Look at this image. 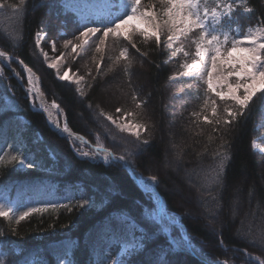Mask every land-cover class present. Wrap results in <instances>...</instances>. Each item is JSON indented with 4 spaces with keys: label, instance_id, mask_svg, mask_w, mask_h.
<instances>
[{
    "label": "trees",
    "instance_id": "obj_1",
    "mask_svg": "<svg viewBox=\"0 0 264 264\" xmlns=\"http://www.w3.org/2000/svg\"><path fill=\"white\" fill-rule=\"evenodd\" d=\"M110 1L114 2L110 7L124 3ZM207 2L219 5V11L232 5L230 22L217 26L221 39L225 32L238 39L246 26L264 32V0ZM112 21L105 12L86 18L64 0H0V50L18 57L40 77L46 98L62 108L75 133L123 156L136 174L157 179L168 210L182 217L209 260L258 264L242 254L244 250L264 261V92L238 109L231 100L206 94L199 77H175L186 63L179 47L184 41L185 50L190 43L194 47L199 30L181 37L182 43L160 36L157 44L154 38L136 35L140 52L118 38L103 55L94 54L92 44L84 50L88 54L78 57L63 50L67 41L77 42L74 37L85 27L102 29ZM124 48L127 59L120 57ZM63 51L64 69L84 76L81 84L61 80L62 74L46 63L47 55L60 56ZM101 91L113 92L117 101ZM225 109L242 114L231 124H216V118L228 119ZM118 115L140 125L139 140L107 119ZM205 116L213 123H206ZM19 117L26 120L23 129L14 126ZM0 136H4L0 192H7L4 210H12L7 218L0 217V264H111L121 244L110 239L109 247L96 253L86 236L116 217L135 224L132 231L139 248L131 252L127 264H205L173 247L154 218L152 201L122 165L79 158L46 116L33 110L23 85L7 69L0 75ZM21 159L35 167H23ZM172 161L176 170L164 171L162 166ZM177 170L186 183L174 174ZM174 186L182 196L173 193ZM15 189L21 191L17 194ZM33 208L40 211L18 222L23 212ZM214 217L219 223L210 227Z\"/></svg>",
    "mask_w": 264,
    "mask_h": 264
},
{
    "label": "snow or ice",
    "instance_id": "obj_2",
    "mask_svg": "<svg viewBox=\"0 0 264 264\" xmlns=\"http://www.w3.org/2000/svg\"><path fill=\"white\" fill-rule=\"evenodd\" d=\"M164 5L163 16L167 19L164 20L163 30L167 36L168 41H174L180 37L188 38L190 33L195 34V30H199L197 39L193 41L195 44V52L193 54L192 63H184L182 68L188 71L184 75H206V94L214 93L216 97L221 100H231L235 103L238 109H244L252 101L257 92H264V35L255 36L251 33L243 35L240 39H231L227 32L223 33V39L218 32L217 26L224 27L230 22L233 12L231 4L224 7V11H218L219 5L210 6L207 0L201 3V0H161ZM130 8L129 11L121 16H118L112 23L107 26L98 27H85L79 32L78 36L74 39L78 43H73L71 40L67 41L65 47H70L73 54H77V50L81 48L83 43L82 38L95 37V52L101 54L103 49L101 46L105 45L109 37L123 39L127 41L128 45L140 52L134 41V36L139 35L145 40L154 38L156 43L160 42L161 26L157 24V16L152 10V5L149 4L144 10H141V0H130V4L125 5ZM223 17V19H222ZM100 35H97V34ZM167 42V41H166ZM230 43V47L225 48V45ZM40 44V34L37 33V46ZM247 45V46H245ZM55 48V44H53ZM185 57L189 56V52L185 51L184 46L181 45L178 49ZM239 53V55H237ZM144 55V53H140ZM4 53H0V57ZM120 57L128 58V48H124L120 52ZM199 58V59H197ZM103 57L101 56V60ZM119 59V57H118ZM52 68L57 65L53 63ZM202 69L204 71H202ZM96 70H100V62L96 63ZM31 71L30 69L28 70ZM226 73L225 75H218L214 81L213 74L217 72ZM91 76V72L88 73ZM229 77H235L234 82H228ZM61 80H69V72L65 71ZM84 76H79L76 83L79 84L84 81ZM32 83L31 76H29V84ZM32 89L30 88L29 91ZM207 104L208 101H205ZM211 108L213 116L216 114V102L211 101ZM120 112V109L116 110ZM228 119L221 121L219 118L215 119L216 124L224 123L225 125L231 124L241 112H234L225 109ZM107 119L116 124L111 116ZM206 123H213L207 116L204 117ZM121 131H128L135 135L137 140L140 138V133L137 130L132 133L131 125H117ZM137 128L139 126H136ZM67 127H65V131ZM144 143H147L145 141ZM118 159H123L119 157ZM19 164L23 167L33 168L34 163L21 159ZM12 210H4L0 206V217L7 218ZM40 209H30V211L23 212L19 216V221H23L29 216L30 212H37ZM260 264H264L261 261Z\"/></svg>",
    "mask_w": 264,
    "mask_h": 264
},
{
    "label": "rangeland",
    "instance_id": "obj_3",
    "mask_svg": "<svg viewBox=\"0 0 264 264\" xmlns=\"http://www.w3.org/2000/svg\"><path fill=\"white\" fill-rule=\"evenodd\" d=\"M142 1L143 0H141V3H142ZM150 1L151 0L147 1V3H144L142 5V7H141V10L143 11L144 8H146L149 4L152 5V10L157 16V21L156 22H157V24H159L161 26V29H162L161 33H160V36H166L165 31L163 30V25H164V20H166L167 17L162 15V13L164 11V5L160 4V0H157L156 2L154 0L152 2H150ZM64 2L66 3V5L72 4L73 10L76 13L81 14L82 16L85 15L86 18L96 17L98 14H102V12H105V14L106 13L107 14L110 13L109 15H112L111 17H113V19L115 20L118 16L123 15L125 13V11H129L130 12V8H126L125 7V5L130 4V1H128V0H126V1L123 0L124 3H123V5H121L122 9H118L116 7H110L109 4L110 3H114V2H112L110 0H64ZM102 7H104V10H103ZM249 33H251V34H253L255 36L264 35V32L261 31L259 28H256L254 26H246L243 29V33L239 35L238 39L242 38L243 35H246V34H249ZM149 39H151V37ZM181 39L182 38L180 37L177 40L180 41ZM82 41H83V43L81 44V48L77 50L78 55L77 54H74V55H76L78 57V56L83 55V54H85V55L88 54V50H87V52L84 51V50L90 44H92L91 47L94 46L92 51L94 52V54H96V52H95V43H96L95 37L82 38ZM115 41H116V38L109 37L106 40L105 45L101 46L103 51H102V53L100 55H103L105 53L106 48L107 49H112L113 46H114ZM168 42H172V41H168ZM180 42L182 43V41H180ZM73 43H75V42H73ZM76 43H78V41ZM185 43H186V41H184V44ZM184 44L182 43L181 45L184 46ZM245 46H247V45H245ZM63 50H65V51L67 50L68 52L72 53L70 47H65ZM65 51H63V53L60 56L47 55L46 58H45L46 59V63L48 65H50V66L53 63H55L57 65V67L55 69H56V71L59 74L63 75L65 71H68L69 72V77H70L69 81H72V82L76 83V80L81 75L78 73V71L71 72V71H69V69H66V70L64 69V64H66V60H67L66 57H65L66 56ZM185 51L189 52V56L186 57V63L190 64V63H192L193 54L195 52V46L192 47L191 43H190V46L186 47ZM237 55H239V53H237ZM197 59H199V58H197ZM13 64H15V63H12L8 67H6L4 69V71L6 69L9 70L12 73L13 76L15 75L14 77L18 80V82L21 81L20 83H23L22 85H23L24 90L26 92V95H27V97H28V99L30 101L31 107L33 109H35V108L38 109L37 106L35 105V103H33L31 101L30 97L28 96V93H27V81L25 79H23V77H22L23 74H21V72L18 71L14 67ZM15 65H17V64H15ZM187 71H188L187 69L183 68L182 73L176 75L175 77L193 76V75H184V73H186ZM202 71H204V70L202 69ZM0 73H1V75H4V72L0 71ZM225 74L226 73H221L219 71L217 73H214L213 74L214 81L217 79L218 75H225ZM195 77H199L205 83L206 75H196ZM24 78H25V76H24ZM235 79H236L235 77H229L228 78V82H234ZM81 83H79V84H81ZM41 91H42V88H41ZM101 92L104 93V94L106 93L110 98L113 99V101H115V102L117 101L116 100L117 99L116 98L117 95L114 94L113 92H108V91L107 92L101 91ZM42 93H43V91H42ZM48 102H53V101H49L48 100ZM60 109L62 110L61 107H60ZM63 113H64V111H63ZM113 120L116 121V124H114L115 126H117V125H131V126H133L132 127V133L136 132L137 130L139 131V133L141 132L140 125H138L137 123H134L133 121H131L130 117L127 116V115H121V116L118 115L115 118H113ZM25 124H26V120L23 119L22 117H19V118H17L14 121V126H16L19 129H23L25 127ZM67 125H68V123H67ZM136 126H139V127L137 128ZM261 126H264V120L262 121ZM118 128L120 129V127H118ZM125 132H128V131H125ZM128 133H130V132H128ZM2 138H4V136H0V140H3ZM262 138L264 139V135L262 136ZM70 145H71V143H70ZM95 146H97V145H95ZM71 147H72V145H71ZM100 147H103V146H100ZM72 148H73V151L75 152V154L78 155L79 157L88 158L91 161L96 160V162L100 161L99 157L93 156V152L88 147L76 146V147H72ZM106 149H108V148H106ZM108 150H110V149H108ZM261 151H263V149H261ZM114 154H116V153H114ZM116 155H118V154H116ZM118 156H121V155H118ZM121 157H123V156H121ZM173 164H174L173 161L169 162L168 164L166 163V164H164L162 166V169L164 171L167 168H168V170H169V168L170 169L173 168V169L176 170L175 164L174 165ZM174 174L176 176H179V178L185 182V178H184L183 173H181L180 171L177 170V171L174 172ZM152 178H154V177H152ZM154 179H156V178H154ZM19 191H21V189H19V190L15 189V192H17V194L19 193ZM172 191H173V193L175 195L182 196V193L179 190V188H176L174 186ZM6 193L7 192H5V191L0 192V206H8L7 197L5 196ZM19 196L21 197V195H19ZM147 197H148V199H150L152 201V203L154 205V210H153L154 218L156 219L158 224L161 226L163 231L167 234V232L165 231L164 227L160 224V219H159L158 210H157L158 207H157V203L155 202V199L152 196H150V195H147ZM186 199L189 200L190 197H188L186 195ZM6 201H7V203H6ZM234 211L235 210H233V213H235ZM176 215H178V217L182 218L179 214H176ZM173 216H175V215H173ZM218 223H219V219L214 217V220L210 222L209 226L210 227H213V225L217 226ZM134 227H135V224L132 223L128 218H126V217H116L114 219H111L107 223L98 224L95 228L91 229L90 232L86 236V243L88 244V247L90 249L94 250L96 253H103L109 247L110 239H113L116 243L121 244V250L119 251L117 256L114 258V260L112 261L111 264H127L128 263L127 261L129 259V256H130L131 252H133L134 250L139 248V244L136 242L135 236L133 235V231H132L134 229ZM171 230H172V233H174L173 239H176L179 242H183V237H182V234H181L180 230L175 228V226H172ZM107 236H109L110 238L108 239ZM173 239H172V241H173ZM190 239H191V243L196 245V247H198L200 249L198 244L191 238V236H190ZM169 242H170V239H169ZM242 254L247 255L248 259H252L253 258L246 251H243ZM234 256H237V255L235 254ZM217 261H220V260H217ZM222 261H224L227 264H244V263H240V262L237 263V261H235V260H222Z\"/></svg>",
    "mask_w": 264,
    "mask_h": 264
},
{
    "label": "bare ground",
    "instance_id": "obj_4",
    "mask_svg": "<svg viewBox=\"0 0 264 264\" xmlns=\"http://www.w3.org/2000/svg\"><path fill=\"white\" fill-rule=\"evenodd\" d=\"M11 60L8 56H2L0 57V71L4 72V69L11 65ZM17 67L19 68L20 72L25 76V80L27 81V93L30 97L31 101L35 103L37 108L42 110L49 121V124L55 128L60 134L65 136L68 141L71 143L73 147L79 146V147H86L85 141L83 139H80L77 135H75L69 128V126L66 123L65 116L63 111L60 109V107L56 106L55 104H52L46 100L44 97L40 86H39V80L38 77L33 74L31 71L29 72L28 68H21L18 64ZM29 76H31L32 83L29 84ZM32 89L29 91V89ZM65 127H67V130L65 131ZM92 151V150H91ZM93 156L99 157L100 160L108 162V160H112L114 158H117L116 156H113L109 151L101 152L98 150H93ZM136 178L140 179V185L145 192V194L152 196L155 199V202L157 203L158 207V215L160 222L165 227L166 231L171 233L169 234L170 238L173 239V233H172V226H175V228L179 229L182 237L183 242H179L176 239H173L174 245L176 247L182 246L184 242L186 241V231L184 230L183 226L180 223V220L167 215L166 207L163 203L160 202V198L156 193L155 190V180L152 177H145V176H139L135 173ZM159 192V191H158ZM191 243V242H190ZM193 250L196 253H199L195 247H193ZM212 264H221L218 261L210 260Z\"/></svg>",
    "mask_w": 264,
    "mask_h": 264
},
{
    "label": "water",
    "instance_id": "obj_5",
    "mask_svg": "<svg viewBox=\"0 0 264 264\" xmlns=\"http://www.w3.org/2000/svg\"><path fill=\"white\" fill-rule=\"evenodd\" d=\"M0 53H3V52H0ZM5 56L7 55V54H4ZM9 58H10V60H11V62H15L16 64H18L21 68H27V66L19 59V58H16V57H14V56H9V55H7ZM38 80H39V84H40V79L38 78ZM21 82V81H20ZM40 88H41V86H40ZM45 96V95H44ZM47 100V99H46ZM55 105L56 106H58L59 107V105L58 104H56L55 103ZM35 110H37V111H40V112H43L42 110H40L39 108L38 109H36L35 108ZM44 113V112H43ZM65 115V114H64ZM66 118V117H65ZM50 125V124H49ZM50 127L54 130V131H56L60 136H62V137H65V136H63L62 134H60L55 128H53L51 125H50ZM71 130V129H70ZM72 131V130H71ZM73 132V131H72ZM74 133V132H73ZM75 135H77L80 139H83L86 143H85V145L87 146V147H89L91 150H98V151H101V152H106V151H109L113 156H116L111 150H108V149H105V148H102V147H99V146H95V145H93V144H91L84 136H82V135H80V134H77V133H74ZM66 138V137H65ZM117 158H114L113 159V161L114 162H118V163H120L122 166H123V168H125L127 171H128V173L130 174V176H131V178L135 181V183L142 189V187H141V185H140V179H138V178H136V176H135V173H134V170L131 168V166L127 163V161L125 160V159H118L119 157H121V156H116ZM143 190V189H142ZM155 190H156V193H157V195L159 196V198H160V202L161 203H163L164 205H165V207H166V210H167V215L168 216H172V217H175V216H173L174 214H171L169 211H168V208H167V206H166V202H165V200H164V198L161 196V194L158 192V190H157V185H155ZM161 223V222H160ZM181 225L183 226V228H184V230L186 231V237H185V239H186V243H185V246L184 247H177V249L178 250H182V251H185L186 253H188V254H190V255H192V256H194V257H196V258H198L200 261H202V262H204L205 264H212L209 260H208V258H206L200 251H199V249L196 247V245H194V244H191L190 243V238H189V234H188V232H187V229L185 228V226H184V224L181 222ZM171 242H173L172 241V239H171ZM174 243V242H173ZM192 246L193 247H195L196 249H197V251L199 252V253H196L194 250H193V248H192ZM252 260L254 261V262H257V263H259V261L256 259V258H252ZM219 263H221V264H226L224 261H219ZM260 264V263H259Z\"/></svg>",
    "mask_w": 264,
    "mask_h": 264
}]
</instances>
